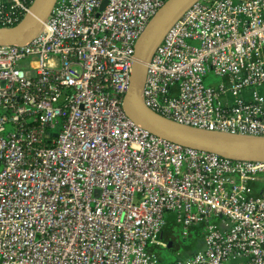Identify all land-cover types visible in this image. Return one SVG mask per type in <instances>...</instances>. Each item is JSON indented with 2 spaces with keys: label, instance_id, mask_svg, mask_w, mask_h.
Masks as SVG:
<instances>
[{
  "label": "built area",
  "instance_id": "1",
  "mask_svg": "<svg viewBox=\"0 0 264 264\" xmlns=\"http://www.w3.org/2000/svg\"><path fill=\"white\" fill-rule=\"evenodd\" d=\"M33 1L0 0V26ZM164 1L55 0L29 41L0 43V264H160L149 247L165 246L166 213L184 237L203 224L202 246L172 264H264V159L182 145L123 106ZM263 86L264 0H191L152 48L140 99L264 137Z\"/></svg>",
  "mask_w": 264,
  "mask_h": 264
},
{
  "label": "water",
  "instance_id": "2",
  "mask_svg": "<svg viewBox=\"0 0 264 264\" xmlns=\"http://www.w3.org/2000/svg\"><path fill=\"white\" fill-rule=\"evenodd\" d=\"M54 1L34 0L19 22L12 26H0V43L19 44L29 41L41 28ZM190 1L165 0L138 36L133 52L130 85L123 98V106L128 115L138 124L155 134L182 145L213 151L232 159H264V137H257V140L244 139L238 141L221 139L220 137L203 133L207 130L193 128L166 118L145 106L140 99L145 63L152 48L165 26Z\"/></svg>",
  "mask_w": 264,
  "mask_h": 264
},
{
  "label": "trees",
  "instance_id": "3",
  "mask_svg": "<svg viewBox=\"0 0 264 264\" xmlns=\"http://www.w3.org/2000/svg\"><path fill=\"white\" fill-rule=\"evenodd\" d=\"M168 222L173 223L172 221H168ZM167 224L168 223L166 220V223L163 226V228L160 232V235H159L160 240L164 241L165 246L151 245L149 247L150 251H153L155 253V255L157 256L160 264H172L175 261V259L177 258L178 254L181 253V255H182V252H183V254L190 253L191 251H193L197 247L198 242L201 240V237H202V232H201L202 228H203L202 223L199 225L191 227L188 231V234L185 237L180 234L178 239L173 234H171L172 232L168 231L169 229L167 230V227H166ZM158 248L171 249L172 252L175 254V259L171 262L167 261V259H161L157 253ZM180 250H181V252H180Z\"/></svg>",
  "mask_w": 264,
  "mask_h": 264
},
{
  "label": "rangeland",
  "instance_id": "4",
  "mask_svg": "<svg viewBox=\"0 0 264 264\" xmlns=\"http://www.w3.org/2000/svg\"><path fill=\"white\" fill-rule=\"evenodd\" d=\"M220 79V76H217L215 74H213L212 72L209 73V76H207V78H204V82L206 84L208 83H217ZM259 90L264 93V86L263 87H260ZM204 132H208V131H204ZM210 133V132H209ZM231 136H238V137H242V138H253L254 136H239V135H231ZM257 138V137H255ZM258 138H261V137H258ZM165 219L167 220V230L169 232H172L171 234H173L177 239L178 237L180 236V226L178 224H176L174 222V219H173V214L172 213H166L164 215ZM168 221H172L173 223L171 222H168ZM193 231V230H192ZM199 246H202V243L201 242H198V245L197 247ZM182 249V248H181ZM181 252V250H180ZM157 253H158V256L161 258V259H167V261L171 262L175 259V254L172 252L171 249H168V248H158L157 250ZM181 254V253H180ZM182 255H185L183 254L182 252Z\"/></svg>",
  "mask_w": 264,
  "mask_h": 264
},
{
  "label": "bare ground",
  "instance_id": "5",
  "mask_svg": "<svg viewBox=\"0 0 264 264\" xmlns=\"http://www.w3.org/2000/svg\"><path fill=\"white\" fill-rule=\"evenodd\" d=\"M203 133H206V134H209V135H212V136H215V137H220L221 139H227V140H230V141H238V140H244V139H252V140H257V138H242V137H234V136H231V135H228V134H216V133H208V132H203ZM233 138V139H232Z\"/></svg>",
  "mask_w": 264,
  "mask_h": 264
},
{
  "label": "crops",
  "instance_id": "6",
  "mask_svg": "<svg viewBox=\"0 0 264 264\" xmlns=\"http://www.w3.org/2000/svg\"><path fill=\"white\" fill-rule=\"evenodd\" d=\"M258 185H259V183H256V184H255V187H257Z\"/></svg>",
  "mask_w": 264,
  "mask_h": 264
}]
</instances>
